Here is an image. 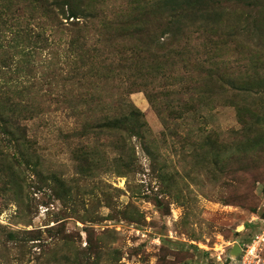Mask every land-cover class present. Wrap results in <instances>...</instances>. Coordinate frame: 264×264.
Wrapping results in <instances>:
<instances>
[{
    "label": "rangeland",
    "instance_id": "rangeland-1",
    "mask_svg": "<svg viewBox=\"0 0 264 264\" xmlns=\"http://www.w3.org/2000/svg\"><path fill=\"white\" fill-rule=\"evenodd\" d=\"M180 1L0 0V264H241L264 233V0Z\"/></svg>",
    "mask_w": 264,
    "mask_h": 264
},
{
    "label": "trees",
    "instance_id": "trees-1",
    "mask_svg": "<svg viewBox=\"0 0 264 264\" xmlns=\"http://www.w3.org/2000/svg\"><path fill=\"white\" fill-rule=\"evenodd\" d=\"M86 2L88 1V0H85ZM89 1H93V0H89ZM187 1H189V0H187ZM181 1L180 0H159V2L156 4V6L153 8V9H151V10H148V11H151V12H149V13H161V12H153V11H155L156 9H160L161 7L159 6V5H163V11L164 12H166L165 14H167V15H170V13H172L173 14V16L172 17H175V12L173 11V9H175L176 8V6H178L179 5V3H180ZM194 2H196V3H198V0H195ZM168 7H171V9H169V10H166L165 11V9H167ZM175 7V8H174ZM147 8H149V7H147ZM151 8V7H150ZM149 8V9H150ZM159 16H164V15H159ZM194 16H195V14H194ZM205 18H203V17ZM201 17H202V21L204 20V22H207V21H209L210 19H212L213 17H214V19H213V21H212V25L213 26H217V25H219L220 23H221V20H219L217 17H216V15L215 14H212V15H207V16H205V15H201ZM145 19V18H144ZM207 23H209V22H207ZM169 24H171L172 25V27H174L175 29H180V30H182L183 28H182V26H180L179 27V25L178 24H174V23H171V22H169ZM183 25V24H182ZM176 30H174V33L176 34V32H175ZM187 31H190L191 33H193L194 31H192V30H187ZM207 32V35L208 36H211L209 39H212V36L214 35V33L213 32H208V30H206ZM187 35H190L189 33H187ZM233 40H235L234 38H233ZM227 43H229V41L227 40V41H225V42H222L221 44H219V45H221V47H224L225 45H227ZM235 43H238V44H235ZM235 45L234 46H238L239 45V41H236L235 40ZM183 49H181V51L179 52V54H178V50H179V47L177 48V49H175V48H173V47H171V50H173V53H174V58L173 59H175V58H177V57H181V56H183V55H185V57H187V58H185V61H184V68H186L188 65H189V69H193V68H195V67H201L202 68V70H205V74H204V81H210L211 82V85H215V84H217L219 81H221V79H222V77L221 76H216V70H214L213 68H215V67H217L218 65V63H215L214 61H213V59H210L211 60V64L209 65V64H205L204 62H200V61H197L196 59H197V57H198V53L196 54H194V53H192V48L191 49H189V50H186V48H187V46H185V47H182ZM222 49H224V48H222ZM225 49H228V48H225ZM169 50V49H168ZM167 51H164V53H166ZM193 52H194V50H193ZM207 54H211V53H207ZM211 58V57H210ZM203 63V64H202ZM233 70V69H232ZM233 71H235V70H233ZM237 71V75L239 76V80H232V81H230L229 79H228V83L230 84V87H232L234 90H235V92L238 90V87L239 88H243V89H248L251 85H252V83H251V80L253 79V78H251V77H249V76H241L242 75V71H241V68H239V69H237L236 70ZM189 72H191V71H189ZM220 75V74H219ZM227 78H229L228 76H227ZM256 79V78H255ZM223 80V79H222ZM234 81V82H233ZM223 90H224V88H223ZM231 92L232 93H235L234 91H232L231 90ZM201 93H203V91H201ZM120 108L122 109V106H120ZM123 111H124V113H126V115H125V119H135L136 120V115H135V113H133L129 108H128V105H126L124 108H123Z\"/></svg>",
    "mask_w": 264,
    "mask_h": 264
},
{
    "label": "built area",
    "instance_id": "built-area-1",
    "mask_svg": "<svg viewBox=\"0 0 264 264\" xmlns=\"http://www.w3.org/2000/svg\"><path fill=\"white\" fill-rule=\"evenodd\" d=\"M261 235L256 236L248 244H244L243 246L240 245L241 254L238 256V260L241 262V264H259V261H254L253 259L249 260L247 257H258L260 246L264 244V233Z\"/></svg>",
    "mask_w": 264,
    "mask_h": 264
},
{
    "label": "water",
    "instance_id": "water-1",
    "mask_svg": "<svg viewBox=\"0 0 264 264\" xmlns=\"http://www.w3.org/2000/svg\"><path fill=\"white\" fill-rule=\"evenodd\" d=\"M236 248L234 249L236 252H238L236 255V257H238L240 254H241V248H240V246H235Z\"/></svg>",
    "mask_w": 264,
    "mask_h": 264
}]
</instances>
